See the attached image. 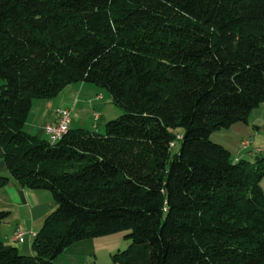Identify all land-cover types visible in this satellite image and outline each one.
<instances>
[{
	"label": "trees",
	"instance_id": "obj_1",
	"mask_svg": "<svg viewBox=\"0 0 264 264\" xmlns=\"http://www.w3.org/2000/svg\"><path fill=\"white\" fill-rule=\"evenodd\" d=\"M77 82L123 110L104 133L25 130L35 99ZM263 102L264 0H0L5 162L57 204L34 253L0 242V264H54L118 231L131 240L120 264H264V148L243 140L233 156L212 138Z\"/></svg>",
	"mask_w": 264,
	"mask_h": 264
},
{
	"label": "crops",
	"instance_id": "obj_2",
	"mask_svg": "<svg viewBox=\"0 0 264 264\" xmlns=\"http://www.w3.org/2000/svg\"><path fill=\"white\" fill-rule=\"evenodd\" d=\"M36 100L33 101L31 112ZM41 100L45 102L42 105L44 109H37V113H40L37 119L42 121L39 123L37 120V122L33 123L31 134L50 140V136L44 130V124L57 119V109L61 105L55 108L54 98ZM39 107L38 104L37 108ZM29 116L27 121L29 120ZM242 124V128H250L252 126L254 130H259L258 133H260L264 125V102L251 112L250 123ZM234 125L236 126L237 123ZM0 175H5L10 178L9 182L0 187V211H9V215L5 220L0 222V242L16 245L25 254H33L32 238L29 234L26 236L24 242H20L15 240V232L18 229L27 232H38L43 226L46 217L56 209L57 204L49 190L32 189L22 186L12 177L6 165L1 144ZM260 186L264 192V177L260 180ZM124 233V236H127V232L125 231ZM121 238L122 235L113 234L76 241L69 245L54 260V264H115L110 257H100L99 254L102 250L110 251V253L114 254L118 250L126 247L129 242L127 241L125 245Z\"/></svg>",
	"mask_w": 264,
	"mask_h": 264
},
{
	"label": "rangeland",
	"instance_id": "obj_3",
	"mask_svg": "<svg viewBox=\"0 0 264 264\" xmlns=\"http://www.w3.org/2000/svg\"><path fill=\"white\" fill-rule=\"evenodd\" d=\"M54 99L55 108L60 105V107L71 108V127L75 128H86L104 133L106 123L111 119L119 117L123 113V110L113 102L112 95L107 88L89 82L72 83L54 97ZM44 103L45 102L42 100L40 101V99L36 100L33 110L30 112L31 114H29V120L25 124V130L28 133L32 132V125L37 122V116H40V113H37V109L43 110L44 108L42 105ZM38 104L40 106L39 108H37ZM97 114L100 116H97ZM41 121L42 120H38L39 123H41ZM242 127L243 124L238 122L236 126L234 125L229 129H221L215 132L212 138L228 147L233 156L238 155L243 140L252 141L254 147L264 148V125L260 133H258L259 130H254L252 126L250 128ZM179 149L180 142L176 140L171 148L172 156L176 154ZM240 154L244 156V159L251 161L256 157L255 154L254 156L253 154L248 155L246 151H242ZM257 156H264V152L259 153ZM124 232L125 231H118L109 235H122L121 239L124 241L123 244L126 245L127 241L131 242V240H129L127 236H124ZM99 256L104 258L110 257L111 260L114 261L112 257L113 254L110 253V251L102 250ZM115 264L120 263L115 262Z\"/></svg>",
	"mask_w": 264,
	"mask_h": 264
},
{
	"label": "built area",
	"instance_id": "obj_4",
	"mask_svg": "<svg viewBox=\"0 0 264 264\" xmlns=\"http://www.w3.org/2000/svg\"><path fill=\"white\" fill-rule=\"evenodd\" d=\"M98 115L99 114H97V116ZM71 122V109L69 107H60L57 109V119L53 122L45 123L44 130L50 136L51 140L57 141L61 139L70 130ZM249 144L250 142L248 141L244 143L245 146H248ZM28 234L33 240L37 232H26L22 229H18L15 232L14 238L15 240L24 242Z\"/></svg>",
	"mask_w": 264,
	"mask_h": 264
}]
</instances>
